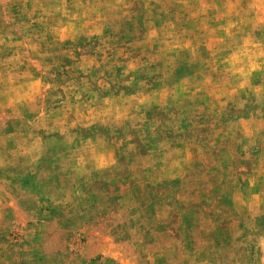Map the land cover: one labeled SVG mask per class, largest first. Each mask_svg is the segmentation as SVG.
<instances>
[{"label":"rangeland","instance_id":"374dc122","mask_svg":"<svg viewBox=\"0 0 264 264\" xmlns=\"http://www.w3.org/2000/svg\"><path fill=\"white\" fill-rule=\"evenodd\" d=\"M0 264H264V0H0Z\"/></svg>","mask_w":264,"mask_h":264}]
</instances>
